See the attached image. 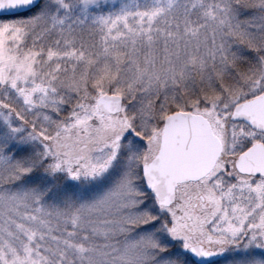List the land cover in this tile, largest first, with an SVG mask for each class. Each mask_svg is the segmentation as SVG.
<instances>
[{"label":"snow or ice","instance_id":"obj_1","mask_svg":"<svg viewBox=\"0 0 264 264\" xmlns=\"http://www.w3.org/2000/svg\"><path fill=\"white\" fill-rule=\"evenodd\" d=\"M0 264H264V0H0Z\"/></svg>","mask_w":264,"mask_h":264}]
</instances>
